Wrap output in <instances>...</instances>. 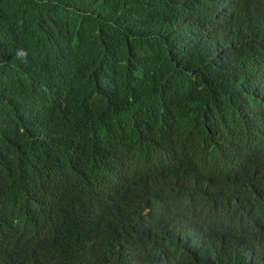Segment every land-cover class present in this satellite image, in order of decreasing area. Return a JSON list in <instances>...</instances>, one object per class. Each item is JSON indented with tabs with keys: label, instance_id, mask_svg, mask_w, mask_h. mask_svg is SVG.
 Wrapping results in <instances>:
<instances>
[{
	"label": "trees",
	"instance_id": "16d2710c",
	"mask_svg": "<svg viewBox=\"0 0 264 264\" xmlns=\"http://www.w3.org/2000/svg\"><path fill=\"white\" fill-rule=\"evenodd\" d=\"M0 264H264V0H0Z\"/></svg>",
	"mask_w": 264,
	"mask_h": 264
},
{
	"label": "clouds",
	"instance_id": "9594fccd",
	"mask_svg": "<svg viewBox=\"0 0 264 264\" xmlns=\"http://www.w3.org/2000/svg\"><path fill=\"white\" fill-rule=\"evenodd\" d=\"M16 55H17V57H19L21 59H25L27 54L25 51L18 49Z\"/></svg>",
	"mask_w": 264,
	"mask_h": 264
}]
</instances>
